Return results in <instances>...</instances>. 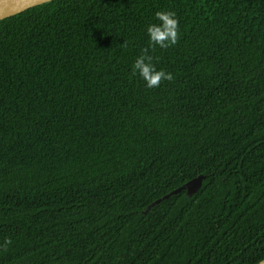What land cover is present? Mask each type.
I'll return each instance as SVG.
<instances>
[{
    "label": "trees",
    "instance_id": "obj_1",
    "mask_svg": "<svg viewBox=\"0 0 264 264\" xmlns=\"http://www.w3.org/2000/svg\"><path fill=\"white\" fill-rule=\"evenodd\" d=\"M157 11L171 82L132 76ZM203 176L191 196L183 190ZM0 264L264 258V0H52L0 20Z\"/></svg>",
    "mask_w": 264,
    "mask_h": 264
},
{
    "label": "clouds",
    "instance_id": "obj_2",
    "mask_svg": "<svg viewBox=\"0 0 264 264\" xmlns=\"http://www.w3.org/2000/svg\"><path fill=\"white\" fill-rule=\"evenodd\" d=\"M155 19L159 23H153L147 27L149 47L142 50L141 55L135 59L131 70L132 76L139 75L148 89L159 88L162 82H171L173 80L171 73L156 69L155 58L149 54L150 50L154 52L157 47L167 50L175 46L179 42L180 37L179 21L175 12L157 11ZM11 244V239L5 238L3 243L0 244V249L7 251L8 246ZM257 264H264V260L258 261Z\"/></svg>",
    "mask_w": 264,
    "mask_h": 264
},
{
    "label": "water",
    "instance_id": "obj_3",
    "mask_svg": "<svg viewBox=\"0 0 264 264\" xmlns=\"http://www.w3.org/2000/svg\"><path fill=\"white\" fill-rule=\"evenodd\" d=\"M49 1L52 0H0V20L14 16L26 9L47 3ZM202 179L203 176H197L191 179L190 181L183 184L181 187L171 191L160 199H157L151 204H149L146 207L145 211H147L153 205L157 204L160 200L166 199L170 195L176 194L181 190H183L188 197L191 196L200 188ZM262 260H264V258Z\"/></svg>",
    "mask_w": 264,
    "mask_h": 264
}]
</instances>
